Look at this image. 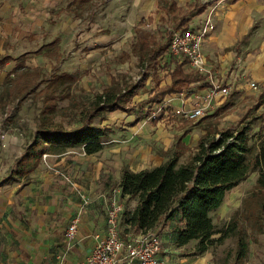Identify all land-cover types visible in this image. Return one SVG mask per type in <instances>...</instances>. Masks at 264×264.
Returning a JSON list of instances; mask_svg holds the SVG:
<instances>
[{
  "label": "crops",
  "instance_id": "obj_1",
  "mask_svg": "<svg viewBox=\"0 0 264 264\" xmlns=\"http://www.w3.org/2000/svg\"><path fill=\"white\" fill-rule=\"evenodd\" d=\"M65 1L0 0V53L11 54L12 50H17V46L21 48L23 38L32 40L73 35L82 17L65 10V6L57 10L58 5ZM174 1L178 6H185L193 0ZM111 2L114 7L109 18L124 21L128 27L140 23L145 17L150 18L156 11L160 19H166L169 26L172 25L171 19L159 8L164 0ZM199 2L207 5L202 12L193 13L186 26H197L209 6L216 4L212 13L214 27L202 43L201 51L217 81L229 87L227 95L213 99L209 113L223 109L233 98L223 112L237 106L240 109L238 113L242 115L253 102L250 97L256 95V89L248 87L249 82H244V76L251 77V81L263 86L264 90V40L254 38L256 27L264 23V0ZM57 13L61 16L57 17ZM116 33V28L108 27L109 36ZM172 61L171 57L164 55L163 62L171 66ZM186 69L193 71L188 64ZM168 81L166 72V80L160 84ZM203 82H206L205 78ZM200 83L196 81L187 91L167 95L164 100H169L174 107L192 106L194 97L206 89L200 88ZM262 100L258 107L264 103ZM164 104L168 106V103ZM116 111L119 110L108 112L101 122L107 132L100 151L85 154L76 147L61 153H46L38 167L30 173L27 187L9 185L16 177L6 180L8 175L2 179L0 264H75L84 260L98 237L104 233L108 198L113 187L119 183L122 169L131 172L151 169L167 158L170 152L166 151L167 147L150 153L151 147L140 142L145 118L135 121V114L123 112L122 118L128 121V125L123 126L118 120H111L112 112ZM119 138L127 140L120 141ZM144 152H148V155ZM258 175V171L251 172L226 191L220 207L211 213L215 226L211 235L213 244L203 252L193 251L196 240L177 245L176 229L183 227L178 214L165 219L158 228L161 247L156 253L157 264H264V211L256 203L250 205L248 201ZM81 194L90 200L82 210ZM134 204L135 200L131 201L128 208ZM251 209L260 211V215L248 219L247 214H251ZM78 212L77 232L70 241H66L65 230L70 219ZM120 225L124 227V223ZM222 235V240L217 241ZM238 238H242L245 244L242 251L237 247Z\"/></svg>",
  "mask_w": 264,
  "mask_h": 264
},
{
  "label": "trees",
  "instance_id": "obj_2",
  "mask_svg": "<svg viewBox=\"0 0 264 264\" xmlns=\"http://www.w3.org/2000/svg\"><path fill=\"white\" fill-rule=\"evenodd\" d=\"M88 1L72 0L64 9L80 16L78 9L72 5L81 8ZM206 5L193 0L185 6H178L174 0H164L159 8L171 19L175 29H183L187 27L190 16L202 12ZM170 36V26L147 38L138 36L127 53L118 55V62H124L133 55L140 63L141 77L136 81L111 76L109 83L100 91L86 99H72L71 104L66 106H58L59 100L67 97L60 87L73 79L71 73L52 67L46 74L40 66L28 67L23 54L14 57L0 53V70L4 69L6 63L16 61L5 75L0 100L7 94H13V97L33 94L41 102L35 128L6 180L16 177L27 183L30 173L38 167L45 153L56 154L76 147L85 154L100 151L107 132L101 122L108 112L119 110L135 114V121H138L149 113L144 108L146 103L152 102L162 111L168 108L164 104L165 96L187 91L196 81L201 82L200 88H206L208 84L203 82V75L186 69V58L173 59L171 66L163 62ZM58 42L56 38L47 43L54 47L53 55L58 52ZM162 70L167 72L168 83L160 84L157 81L147 99L134 102L133 97L140 82L149 74L158 79ZM259 103L246 109L233 126L217 131V136L215 131L207 129L193 148L182 141L184 134L176 136L167 158L151 169L137 172L122 169L117 187L119 198L123 201L121 216L124 227L121 235L124 240L139 231H151L158 235L161 223L178 214L183 227L176 229L177 245L196 240L193 251L207 250L213 244L211 235L215 231L212 211L220 207L227 190L254 171H258L259 175L248 201L250 205L256 203L264 211V138L256 142L251 133L253 128L263 126L264 112L252 115ZM230 104L229 100L224 108ZM186 153L187 160L181 162L180 157ZM134 200L135 204L128 208V204ZM250 212L248 219L260 215V211L254 209ZM237 247L239 251L244 249L242 238L237 239Z\"/></svg>",
  "mask_w": 264,
  "mask_h": 264
},
{
  "label": "rangeland",
  "instance_id": "obj_3",
  "mask_svg": "<svg viewBox=\"0 0 264 264\" xmlns=\"http://www.w3.org/2000/svg\"><path fill=\"white\" fill-rule=\"evenodd\" d=\"M66 3L67 0L58 5L57 10L63 8ZM72 7L78 9L82 17V21L78 24L73 35H54L38 37L32 40L23 38L21 41L22 47L17 46V50L11 51L14 56L23 54V59L28 67L40 66L46 74L52 67H56L58 71H67L72 74L73 79L62 88L60 87L67 97L59 100L58 106L70 105L72 99H78V97L83 99L91 97L94 92L100 91L103 86L109 83L111 76L123 77L124 80L131 82L136 81L141 77L140 63L133 55L126 58L124 62H118V55L127 53L130 44L136 40V37H148L158 29L169 26V22L166 19H160V14L156 11L150 18L145 17L142 22H137L134 26H129V28L126 24L124 25V21L122 23L120 20L109 18L114 7L111 0H89L81 8L76 5H72ZM56 16L60 17L61 14L57 13ZM108 27L116 28L117 33L109 36ZM255 31L257 32L254 38L264 40V23L262 26H257ZM56 38L59 39L56 45L58 52L53 55L54 47L47 45V43ZM6 65L3 70H0V91L2 90L6 72L13 68L14 64L9 62ZM165 80V70L159 72L158 79H154L149 74L140 82L137 94L133 97V100L146 99L149 97L151 90L155 88L156 82L162 83ZM243 80L244 82H250L251 77L245 75ZM256 86V95L250 97V99H253L249 106L251 108L260 99H263L262 102L264 101L263 86L258 84ZM13 96V94H7L0 100V186H3L4 182L2 179L9 175V171H11L15 160L22 152L31 131L35 128L36 117L41 107V102L33 94L25 95L24 97ZM230 99L231 101L233 100V98ZM255 100L257 101L255 102ZM226 101H228V98ZM164 103H168V108L162 111L152 102L146 103L144 107L149 113L143 117L146 120L142 125V141L140 142L146 147H151L149 149L150 153L158 152L160 149L163 150V147H167L166 151H171L175 137L181 134H184L182 141L188 147L193 148L198 138L207 129L215 131L217 136V131L229 125L233 126L241 116L238 113L240 109L236 106L224 112L223 110L227 108H218L212 113L208 111L200 119L186 122L175 115L173 112L175 107L170 104L169 100ZM261 112H264V103L260 107L257 106L253 110L252 115ZM112 113L111 120H118L119 124L123 126L128 125V121L122 118L123 112L116 111ZM251 133L253 134L252 139L256 140V142L264 138V122L261 128L255 127L251 130ZM119 139H121L120 141L127 140L126 138ZM146 149L148 150V148ZM144 153L147 154L148 152ZM45 154H43L42 158ZM186 160L187 153L180 157L181 162ZM66 181L68 180L66 179ZM11 184H20V187L21 185L22 187H27L22 179L11 180L9 185ZM113 188H116V186ZM111 195H113L112 191ZM115 196L119 200V196L117 194ZM120 202L123 205V201L120 200ZM121 230L120 225V235Z\"/></svg>",
  "mask_w": 264,
  "mask_h": 264
},
{
  "label": "built area",
  "instance_id": "obj_4",
  "mask_svg": "<svg viewBox=\"0 0 264 264\" xmlns=\"http://www.w3.org/2000/svg\"><path fill=\"white\" fill-rule=\"evenodd\" d=\"M216 4H212L199 24L195 27L175 29L170 25L171 36L166 55L175 58H186L188 66L195 72L204 76L207 87L194 97L192 106L180 105L173 112L182 121L193 122L212 109V101L217 96L227 95L229 87L221 85L215 77L214 71L208 65L201 51L202 43L214 27L212 13ZM250 89H256V83H248ZM119 193L118 187L113 189V195L108 198L105 217L104 233L98 237L88 256L75 264H157L156 253L160 250L161 239L151 231H139L124 240L120 235L121 213L123 205L115 196ZM81 210L90 200L84 194L80 195ZM80 212L76 213L69 221L64 238L70 241L77 232Z\"/></svg>",
  "mask_w": 264,
  "mask_h": 264
}]
</instances>
